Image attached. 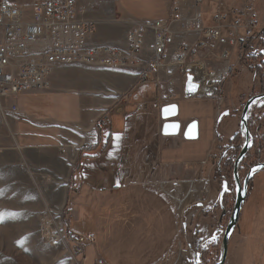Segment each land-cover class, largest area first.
I'll use <instances>...</instances> for the list:
<instances>
[{
  "label": "crops",
  "instance_id": "crops-1",
  "mask_svg": "<svg viewBox=\"0 0 264 264\" xmlns=\"http://www.w3.org/2000/svg\"><path fill=\"white\" fill-rule=\"evenodd\" d=\"M77 1L84 9L79 20L96 25L91 46L127 50L132 29L165 21L173 50L183 42L196 50L186 58L185 68L203 65L208 72L223 74L241 64V50L229 44L216 41L196 48L201 33L182 24L193 22L200 12L207 28L220 13L226 16L222 34L227 39L233 22L230 9H240L242 0H203L201 7L194 0ZM256 16L258 27L264 26V19L260 22ZM153 34L149 28L143 51L131 67H57L48 89L14 97L18 113L7 111L0 124L1 148L35 155L48 176L62 181L64 188L67 183L68 226L84 220L83 236L95 237V264L98 258L108 264H195L215 233L212 217L219 198H211L207 167L220 139L218 129L237 107L223 91L215 97L185 98L184 66L154 65ZM240 34L244 36L243 29ZM225 51L231 54L228 59L222 57ZM171 104L179 107L175 120L182 129L177 136H164L160 111ZM226 110L230 115L219 122ZM103 117V126H97ZM194 120L199 136L187 140L185 128ZM84 143L94 148L77 154L76 147ZM256 195L264 199V193L248 189L225 264H264V200L251 217L247 205L256 202Z\"/></svg>",
  "mask_w": 264,
  "mask_h": 264
},
{
  "label": "rangeland",
  "instance_id": "rangeland-1",
  "mask_svg": "<svg viewBox=\"0 0 264 264\" xmlns=\"http://www.w3.org/2000/svg\"><path fill=\"white\" fill-rule=\"evenodd\" d=\"M19 3L27 12H32L33 0H19ZM256 4V12L261 22L264 19V0H259ZM263 27H257L258 34L252 44L254 49H257L255 51L257 54L262 53V63H264ZM235 61L234 57L231 63L234 64ZM246 64L243 65L241 62L239 68L227 77L226 83H223L226 87L220 85L224 93L232 96L237 108L231 109V116L225 118L219 127L220 139L215 144V150L208 162L206 179L211 185L212 199L220 197L224 181L229 183L231 191L235 189L234 163L237 149L243 147L245 140V134L240 126L243 107L251 97L263 94L264 73L263 78L260 75L256 76L255 62L247 60ZM203 84L206 88L211 87L207 86L205 81H202ZM248 121L254 150L253 159H249L247 163L243 161L241 164L240 177L243 181L253 164L264 163V101L251 110ZM259 150H262L260 157L257 156ZM39 166L35 155L31 157L18 149L0 147V264H95L96 252L92 248L93 245L87 248L85 257H76L72 251L68 229L71 228L75 235L83 236L86 228L83 219L81 222L73 220L70 228L68 226L67 183L65 184L67 187L64 188L62 181L58 182L52 175L48 176ZM255 172L249 183V190L255 189L264 193V169ZM263 200L256 195V202L253 205L247 204L252 212L250 217L259 209V203ZM218 201L215 203V210L218 211L212 217V225L215 231L219 229L225 231L234 208V193H227L224 196L225 214ZM194 208L189 209L188 215ZM46 222L49 223L50 233L44 235L43 224ZM222 238L223 234L218 242L211 238L208 243L203 244L205 250L203 264H216L220 261Z\"/></svg>",
  "mask_w": 264,
  "mask_h": 264
},
{
  "label": "built area",
  "instance_id": "built-area-1",
  "mask_svg": "<svg viewBox=\"0 0 264 264\" xmlns=\"http://www.w3.org/2000/svg\"><path fill=\"white\" fill-rule=\"evenodd\" d=\"M194 1L197 7H201L203 0ZM33 2L32 12H27L20 5L19 0L18 2L0 0V124L7 111L18 113V106L12 101L14 97L48 89L50 79L59 66L83 63L122 69L135 65L143 51L149 28L154 30L152 49L156 67L167 65L171 56L176 62H180L179 66L183 67L188 55L193 56L196 52L185 42L173 50L174 39L169 31V23L165 21L146 22L132 29L127 36V50L109 46H91L89 39L95 34L96 25L79 20V13L84 12V9H79L77 0H33ZM256 2L257 0H242L240 9L231 7L230 15L233 22L227 39L222 34L226 16L220 13L213 26L204 27L201 21L202 15L198 12L193 22H183L182 27L187 29L192 26L194 31L201 33L202 38L196 44V48L217 41L242 51L247 42L258 34ZM240 29L244 30V36L240 34ZM230 56L228 51L222 54L223 59H228ZM191 68L196 70L195 65ZM191 68L183 67L184 80L188 74H192L201 87L200 79ZM231 71L232 68L228 67L225 73L220 74L219 80L211 82L214 96L211 94H199V96H217L221 92L223 75H229ZM209 74L216 76L218 73L209 72ZM184 97L192 98L185 94ZM104 122L105 119L98 120L97 126H103ZM93 148L92 143H84L75 150L79 153ZM62 152L65 153L66 150ZM219 230L224 232V229ZM68 236L76 257H85L87 248L95 242L94 236H78L70 229ZM96 264L108 263L98 258Z\"/></svg>",
  "mask_w": 264,
  "mask_h": 264
},
{
  "label": "water",
  "instance_id": "water-1",
  "mask_svg": "<svg viewBox=\"0 0 264 264\" xmlns=\"http://www.w3.org/2000/svg\"><path fill=\"white\" fill-rule=\"evenodd\" d=\"M190 87L192 88V90H190ZM199 91H200V84H198L195 81V78L192 74H188L186 77V83H185V88H184L185 96L187 97L196 96L199 94ZM211 95L214 96L215 93L212 92ZM263 101H264V93L251 97L243 107L240 126H241V130L245 134V140H244L243 149L234 164V172H233V181H234V188H235L234 208H233L232 214L230 216V219H229V222H228V225L225 231L223 232L220 230H216L212 237V240L218 242L220 239V236L223 234L221 259L216 264H225L227 255H228L229 239L234 233L238 225V222L241 216V211L243 209V205L246 203L247 196H248L249 183L254 177L256 173L255 171H260L264 169V163H260L257 166L249 170L244 181L240 177L241 164L247 157L250 151V148L252 147V144H253V137L249 129V121H248L249 115H250L251 110L258 103L263 102ZM160 114H161V119L165 121L162 127V134L164 136L179 135L182 129V123L175 120V118H177L179 115L178 105L177 104L166 105L161 108ZM229 115H230L229 110L224 111L220 115L219 122H222L223 118ZM198 136H199L198 122L195 120L191 121L185 128L184 138L187 140H195L198 138ZM225 186L227 187V190H225ZM230 192L231 190L229 188V183L227 181H224L222 184V190H221L219 201H218V203L221 206V209L223 210V214H225L224 205H223L224 196ZM197 262H200L199 256L195 264Z\"/></svg>",
  "mask_w": 264,
  "mask_h": 264
},
{
  "label": "trees",
  "instance_id": "trees-1",
  "mask_svg": "<svg viewBox=\"0 0 264 264\" xmlns=\"http://www.w3.org/2000/svg\"><path fill=\"white\" fill-rule=\"evenodd\" d=\"M254 39L255 38H253V39H250L248 42H247V44H246V46L245 47H243V49H242V51H241V62L243 63V65H245L246 64V62H247V60H252V61H254L255 62V73H256V76H261V78H263L262 77V74L264 73V63H262L261 61H262V57H263V55L260 53V54H257L256 52H255V49H254V46L252 45L253 44V41H254ZM247 66V64L245 65V67ZM234 70H236V69H234ZM233 70V71H234ZM232 71V72H233ZM226 78L225 79H223L222 80V82H221V86H225V84L223 85V83H226ZM241 85H242V80H241V83H240ZM226 87V86H225ZM238 87H241V86H238ZM223 90H222V87H221V94L223 93L222 92ZM263 93H264V86H263ZM232 112V111H231ZM242 149H243V147L241 148V147H238V149H237V155H236V157L238 158V156H239V154L241 153V151H242ZM263 149V148H262ZM253 150H254V147L252 146L251 148H250V151H249V153H248V155H247V157L245 158V160H244V162L243 163H247L248 162V160L249 159H253V157H252V152H253ZM260 155H262V150H259L258 151V153H257V156L258 157H260ZM83 155L81 154L80 156H79V159L82 157ZM236 158V159H237ZM259 159V158H258ZM257 159V160H258ZM235 164V163H234ZM259 163L257 162V163H255V164H253L252 166H251V168L252 167H255L256 165H258ZM233 170H234V168H233ZM252 181V180H251ZM250 181V182H251ZM201 253H200V255H199V257H200V262H197L196 264H203L204 263V256H205V250H204V247H201Z\"/></svg>",
  "mask_w": 264,
  "mask_h": 264
},
{
  "label": "bare ground",
  "instance_id": "bare-ground-1",
  "mask_svg": "<svg viewBox=\"0 0 264 264\" xmlns=\"http://www.w3.org/2000/svg\"><path fill=\"white\" fill-rule=\"evenodd\" d=\"M88 22V21H87ZM151 49H152V43H151ZM152 51L154 52V50L152 49ZM154 57V56H153ZM153 62H154V59H153ZM175 64L176 66H179V63L180 62H176L175 59L171 56L170 57V61H169V64ZM94 65H97V64H94ZM102 66V65H100ZM103 67H106V66H103ZM107 68H110V67H107ZM189 68H191V66H189ZM110 69H113V68H110ZM206 68L203 66V67H200L199 65L196 66V70H193V68H191V70L193 72H195V74L198 76V78L200 79V83H201V87H200V91H199V94H211L214 90V87L211 86V82L214 81V80H219L220 79V74H217L216 76H211L209 74V72H204V71H207L205 70ZM196 81V80H195ZM202 81L206 82L207 83V86H211V87H208L206 88L204 86V84L202 85ZM102 119H106V118H102ZM100 120V119H99ZM82 152V151H81ZM80 153V152H79ZM78 154V153H77ZM51 224V223H50ZM43 229H44V235H47V233L49 232L50 233V226H49V223H44L43 224ZM47 237V236H46ZM52 238V237H51Z\"/></svg>",
  "mask_w": 264,
  "mask_h": 264
},
{
  "label": "snow or ice",
  "instance_id": "snow-or-ice-1",
  "mask_svg": "<svg viewBox=\"0 0 264 264\" xmlns=\"http://www.w3.org/2000/svg\"><path fill=\"white\" fill-rule=\"evenodd\" d=\"M190 90H192V88L190 87ZM120 139L119 136H116V140L118 141ZM225 190H227V187L225 186Z\"/></svg>",
  "mask_w": 264,
  "mask_h": 264
},
{
  "label": "flooded vegetation",
  "instance_id": "flooded-vegetation-1",
  "mask_svg": "<svg viewBox=\"0 0 264 264\" xmlns=\"http://www.w3.org/2000/svg\"><path fill=\"white\" fill-rule=\"evenodd\" d=\"M242 179V178H241ZM234 184V183H233ZM234 191H235V189H234ZM233 190L231 191L232 193H234V202H235V192H234ZM230 192V193H231Z\"/></svg>",
  "mask_w": 264,
  "mask_h": 264
}]
</instances>
